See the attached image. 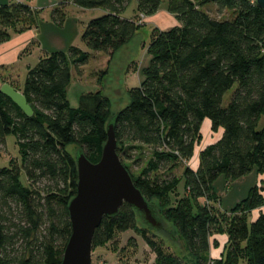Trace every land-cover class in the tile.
I'll use <instances>...</instances> for the list:
<instances>
[{
  "label": "trees",
  "instance_id": "obj_1",
  "mask_svg": "<svg viewBox=\"0 0 264 264\" xmlns=\"http://www.w3.org/2000/svg\"><path fill=\"white\" fill-rule=\"evenodd\" d=\"M71 1L80 9L104 13L91 19L81 34L89 50L110 55L138 29L135 16H122L130 0ZM161 1L136 0L138 16L155 14ZM166 2L178 25L152 39L142 80L128 91V104L114 114L115 137L117 154L134 186L148 202L159 200L157 214L173 225L185 252L164 250L148 227L139 233L154 254L152 264H264V186H253L237 205L240 213L231 215L219 258L209 254L215 222L207 204L220 175L235 180L253 169L264 175V127L257 128L264 113V11L255 0ZM207 8L231 12L232 18H215ZM36 15L24 2L0 5V44L8 40L9 29L33 28ZM52 18L61 25L63 13L54 10ZM87 60L86 52L70 46L28 68L21 93L33 110L31 117L0 92V149L12 135L19 150L18 162L0 168V264L61 263L70 236L67 205L77 183L74 156L67 148L81 149L97 163L111 118L104 97L95 96L91 107L84 106L83 99L77 108L67 101L69 64L80 72ZM234 86L224 105V95ZM205 120L211 133L221 130V135L202 148L193 169L188 162L203 138ZM146 148L148 158H136L134 165L141 162L143 168L134 176L125 161ZM179 166L181 178L173 172ZM180 182L185 194L170 201ZM250 212L255 216L248 222L242 214ZM137 221L135 211L124 203L116 215L103 217L92 247L138 229Z\"/></svg>",
  "mask_w": 264,
  "mask_h": 264
},
{
  "label": "rangeland",
  "instance_id": "obj_2",
  "mask_svg": "<svg viewBox=\"0 0 264 264\" xmlns=\"http://www.w3.org/2000/svg\"><path fill=\"white\" fill-rule=\"evenodd\" d=\"M27 5L40 8L37 11V28L40 31L38 43L31 44L29 51L25 53L26 57L22 59L12 68L15 73L14 87L20 89L23 86L27 66H35L39 56L47 55L43 50H54L67 52L70 46L77 47L88 55L87 62L79 68L78 72L69 64L70 67V83L66 89L67 101L72 108L80 106V101L83 99V105L91 107L94 104V97L100 96L108 100L109 114L108 118L112 117L119 110L124 108L128 102V91L139 85L142 80V70L149 63L147 48L152 39L161 30H166L178 25L175 16L167 14V2L162 0L159 11L155 14V18H141L136 10V0H130L129 5L123 13L125 18H134L138 25V29L132 39L116 52L108 55L100 52L89 50L81 42V34L84 31L87 23L94 18L102 16L104 13L100 9L83 10L76 7L71 0H25ZM213 6V5H212ZM215 7V6H213ZM165 9V10H163ZM208 13L219 19L232 18V13L224 11L217 13L213 8H207ZM59 10L63 13V22L61 25L56 23L52 18L53 11ZM167 17L165 18V15ZM34 47V48H32ZM54 48V49H52ZM11 68V69H12ZM235 86L228 91L223 98V104L226 105ZM85 100V102H84ZM264 127V113L261 115L257 128ZM201 131L203 138L197 145V148H203L207 145L209 137L205 133L204 124ZM68 152L74 156L76 153L75 147H68ZM149 150L146 148L142 153L136 152L132 161H125L128 168L134 174L138 175L143 166L134 165L136 158H148ZM194 154L192 155V158ZM19 150L14 136L9 135L5 139V146L0 149V168L6 167L10 161L18 162ZM190 159V161L192 160ZM174 174L181 178L183 167L179 166L173 170ZM255 169L245 176L227 180L223 175H220L213 183L212 188L215 195H212L207 204L211 206L213 223L215 222L213 232L211 233V254L219 247V244L213 241V237H219L223 245L218 248L221 252L225 251V241H227L228 231L232 224V216L240 213L237 205L243 201L250 189L253 186H264ZM21 180L25 183V176H21ZM185 194L183 190V182L177 186V191L169 195V200L173 201L177 197ZM168 201V200H167ZM160 212L159 200L153 199L150 202ZM249 222L255 216V212L242 214ZM138 229H129L126 232L117 234L115 241L109 242L102 246L91 247V264H118L117 260H125L132 263L134 260H139L138 263L152 264L154 254L144 242L139 230L146 227L143 221L138 217ZM172 231L175 232L171 223H165ZM221 231V233L218 232ZM218 232V233H217ZM128 233V234H127ZM150 237L154 239L158 245L164 250L175 252L177 254L184 253L183 242L178 239L173 242L166 233L149 232ZM137 237L138 244L135 243L132 237ZM213 239V240H212ZM132 249V250H131ZM136 263V264H138Z\"/></svg>",
  "mask_w": 264,
  "mask_h": 264
},
{
  "label": "water",
  "instance_id": "obj_3",
  "mask_svg": "<svg viewBox=\"0 0 264 264\" xmlns=\"http://www.w3.org/2000/svg\"><path fill=\"white\" fill-rule=\"evenodd\" d=\"M264 11V0H255ZM0 92L7 96L26 116L33 110L24 95L4 84ZM117 114L105 125L106 141L101 157L91 163L81 149L74 155L77 172L76 193L67 205L70 236L65 245L60 264H91V247L95 230L103 217H112L125 203L136 213L146 227L158 233H166L173 242L178 241L174 231L165 225L156 208L148 202L133 184L131 175L123 166L118 154L115 137Z\"/></svg>",
  "mask_w": 264,
  "mask_h": 264
},
{
  "label": "crops",
  "instance_id": "obj_4",
  "mask_svg": "<svg viewBox=\"0 0 264 264\" xmlns=\"http://www.w3.org/2000/svg\"><path fill=\"white\" fill-rule=\"evenodd\" d=\"M15 2H25V0H0V5H6V4H11V3H15ZM29 6L35 11H38L40 9V8L33 7L31 5H29ZM166 9H167V7H166ZM163 10H165V9H163ZM158 11H159V9H158ZM158 11L155 14H157ZM155 14H153L151 16H143V15L139 14V17L147 18V19H150V18L153 19V18H155V16H154ZM167 14H170V13L168 12ZM167 14L165 15V18L167 17ZM37 23L38 22L36 21V24L33 28H30V29H27V30H24L21 32H17L15 29H9L8 40H6L5 42L0 44V87L4 84H8L12 88L16 89L14 87L15 73L13 72V71H15L14 70L15 68H12V67L15 66L22 59V57H26L25 53L27 51H29L28 48L30 47L31 44L35 45V43H37V45H39L38 38L40 35V31L38 30L39 28L37 27ZM32 48H34V47H32ZM52 49H54V48H52ZM52 51H54V50H49V49L43 50V52L46 54H49ZM40 57L41 56H39V58ZM27 67L31 68V66H27ZM28 68H27V70H28ZM21 88L16 89V90L21 92ZM203 124H204L205 133L209 137L207 144L212 143L213 141H215L216 139H218L220 137L221 130H218L216 133H211L210 122L205 120L203 122ZM202 137H203V133H202ZM201 150H202V148H197V147L195 148L194 157L192 158L191 161L189 160V162H188L189 167H191L193 169L197 168L198 155H199V152ZM260 178H261V181L264 183V175H261ZM129 237H132V236H129ZM132 238L135 241V243L138 244V242H136L138 240V238L137 237H132ZM213 239L216 240L217 243L219 244L218 248H220L223 245V243H221V239L219 237H213ZM218 248H217V250L215 249L211 254V247H210L209 254L212 258H219L220 257L219 252H221V251ZM138 262H139V260H134V262H132V263H129V262L127 263V262H125V260H120V259L117 260L118 264H136ZM138 264H142V262H140Z\"/></svg>",
  "mask_w": 264,
  "mask_h": 264
},
{
  "label": "built area",
  "instance_id": "obj_5",
  "mask_svg": "<svg viewBox=\"0 0 264 264\" xmlns=\"http://www.w3.org/2000/svg\"><path fill=\"white\" fill-rule=\"evenodd\" d=\"M101 264V263H100ZM103 264V263H102Z\"/></svg>",
  "mask_w": 264,
  "mask_h": 264
}]
</instances>
